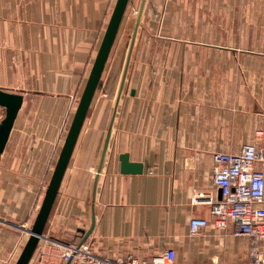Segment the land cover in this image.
<instances>
[{"label":"crops","instance_id":"1","mask_svg":"<svg viewBox=\"0 0 264 264\" xmlns=\"http://www.w3.org/2000/svg\"><path fill=\"white\" fill-rule=\"evenodd\" d=\"M133 1L137 22L143 0ZM115 2L0 0V88L24 96L0 158V264L15 263L10 255L33 225ZM219 4L227 11V2ZM157 5L145 0L141 23ZM116 40L44 234L82 242L93 226L85 240L105 256L148 259L172 247L179 264H246L248 237L211 223L192 234L190 220L211 219L210 205L195 194L211 189L221 198L215 152H238L247 142L264 151V82L238 77L264 69L232 66L239 52L183 43L133 50L124 67ZM248 57L260 61L264 53ZM4 114L0 106V122ZM122 153L143 171L122 173Z\"/></svg>","mask_w":264,"mask_h":264},{"label":"rangeland","instance_id":"2","mask_svg":"<svg viewBox=\"0 0 264 264\" xmlns=\"http://www.w3.org/2000/svg\"><path fill=\"white\" fill-rule=\"evenodd\" d=\"M222 1L228 3L227 11L221 8L220 0H156L158 9L153 12L151 17H146L142 23L140 22L132 52L133 50L151 52L162 49L178 50L180 49L178 44L183 43L184 46L187 44L184 49H194L195 46L197 50H208L211 47V50L216 52H239L240 58H231L232 66L264 69L263 58L258 61L256 58L248 57L253 52L264 53V0ZM134 6L136 4L133 1L121 25L115 45L121 46V49L119 48V51L116 49V51L122 53L121 63L124 67L127 54V60L129 58L136 27L134 16L137 15L138 9ZM154 19L157 21L155 24L153 23ZM164 20L169 23L165 29L161 26ZM161 29L164 30L161 31ZM194 41L197 43L194 44ZM148 60L154 63L153 59L149 58ZM213 63L214 66L223 65L220 58H214ZM238 77H254L257 81L264 82V75L241 74ZM104 95L107 96L106 93ZM27 236H29L28 232L25 236L22 233L20 245L12 253L9 252L11 259H17L28 239ZM18 249L19 251H17Z\"/></svg>","mask_w":264,"mask_h":264},{"label":"built area","instance_id":"3","mask_svg":"<svg viewBox=\"0 0 264 264\" xmlns=\"http://www.w3.org/2000/svg\"><path fill=\"white\" fill-rule=\"evenodd\" d=\"M214 184L221 190L217 198L209 189L195 194L194 201L202 198L210 205L211 219L193 217L190 231L196 234L210 223L216 228H233V233L251 240L246 264H264V151L255 142L245 143L238 152L219 151L213 155ZM28 234L30 229L27 228ZM29 264H179L177 252L169 247L140 259L135 254L105 256L96 253L89 242L64 241L46 234L40 238L37 253ZM191 264V263H184Z\"/></svg>","mask_w":264,"mask_h":264},{"label":"water","instance_id":"4","mask_svg":"<svg viewBox=\"0 0 264 264\" xmlns=\"http://www.w3.org/2000/svg\"><path fill=\"white\" fill-rule=\"evenodd\" d=\"M129 2L130 0H116L115 2L104 35L102 37L98 51L94 58L90 73L84 85L78 105L74 112L67 135L65 137L60 154L58 156L56 165L54 167L52 176L46 187L41 205L38 209L33 225L30 229V234L14 264H29L38 247L40 238L45 232V228L54 203L56 201L64 174L70 162L71 156L76 146V142L80 135L84 121L87 117L91 103L99 86L102 74L109 59L112 47L119 33ZM144 2L145 0H143L141 9L139 10L128 60L130 59L132 47L134 45L138 26L140 24ZM23 101V94L19 92H11L4 88H0V106L5 108L4 117L0 122V158L9 140L12 128L14 126L19 110L23 104ZM110 134L111 128L109 129L105 140L102 160L98 168L97 174L100 173L102 164L104 162L110 139ZM120 161L122 173L138 174L143 171V164L140 162L131 161L128 153H122L120 155ZM92 229L93 226L86 233L84 240L89 236Z\"/></svg>","mask_w":264,"mask_h":264}]
</instances>
